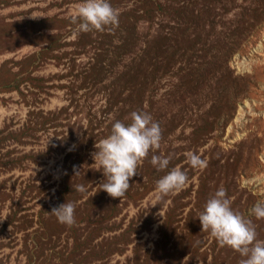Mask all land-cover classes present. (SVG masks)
I'll list each match as a JSON object with an SVG mask.
<instances>
[{
    "label": "rangeland",
    "instance_id": "374dc122",
    "mask_svg": "<svg viewBox=\"0 0 264 264\" xmlns=\"http://www.w3.org/2000/svg\"><path fill=\"white\" fill-rule=\"evenodd\" d=\"M78 2L0 0V264H240L198 217L223 187L264 240V0H109L103 32L78 31ZM133 111L163 138L113 199L94 145ZM176 166L189 184L160 194ZM65 202L72 227L49 214Z\"/></svg>",
    "mask_w": 264,
    "mask_h": 264
},
{
    "label": "clouds",
    "instance_id": "9594fccd",
    "mask_svg": "<svg viewBox=\"0 0 264 264\" xmlns=\"http://www.w3.org/2000/svg\"><path fill=\"white\" fill-rule=\"evenodd\" d=\"M79 19L78 31L92 30L103 32L119 24V10L109 0H80L74 5ZM162 129L159 122L143 111L130 113V123L116 120L111 133L94 147L93 160L105 177L101 189L111 198L123 197L129 187V181L137 175V168L142 166L150 152L161 146ZM188 163L193 169L204 170L208 161L194 152L186 153ZM151 164L157 171L168 169L170 158L152 155ZM78 174V173H77ZM189 184V177L180 166L167 171L156 182V189L162 195L178 193ZM77 191H84L83 185L76 186ZM227 190L220 187L206 201L199 215L201 229L207 231L221 247H229L243 259L240 264H264V240L257 238V231L252 219L246 218L231 207ZM75 205L65 202L54 207L49 214L54 215L58 223L72 227L76 223ZM250 216L264 219V201L256 202L250 210Z\"/></svg>",
    "mask_w": 264,
    "mask_h": 264
}]
</instances>
